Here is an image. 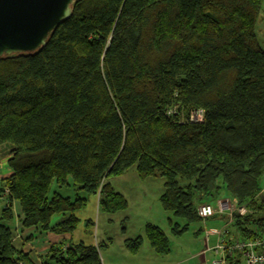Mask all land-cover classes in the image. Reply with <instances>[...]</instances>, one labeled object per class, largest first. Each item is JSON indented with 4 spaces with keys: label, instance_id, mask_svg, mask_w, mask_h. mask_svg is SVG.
<instances>
[{
    "label": "trees",
    "instance_id": "trees-1",
    "mask_svg": "<svg viewBox=\"0 0 264 264\" xmlns=\"http://www.w3.org/2000/svg\"><path fill=\"white\" fill-rule=\"evenodd\" d=\"M262 2L77 0L40 51L0 58V159L11 156L13 172L0 180V264H102L99 244L54 245L41 263L23 247L36 233L73 234L91 196L102 213L126 211L111 179L131 168L164 179L161 206L185 221L169 220L175 236L201 220L199 199L223 189L251 212L236 232L264 234ZM198 110L202 122L190 121ZM53 184L75 197L50 195ZM14 203L19 245L6 225ZM145 239L169 253L159 227L147 224ZM143 241L124 246L136 254Z\"/></svg>",
    "mask_w": 264,
    "mask_h": 264
},
{
    "label": "rangeland",
    "instance_id": "rangeland-1",
    "mask_svg": "<svg viewBox=\"0 0 264 264\" xmlns=\"http://www.w3.org/2000/svg\"><path fill=\"white\" fill-rule=\"evenodd\" d=\"M256 33L259 44L264 49V19H258ZM7 149L1 150L2 156ZM111 183L128 201V209L116 214L102 213L98 210V198L91 196L87 206L78 213L80 223L77 232L75 231V235H80L81 241L95 245L99 243L102 264H211L218 260L213 253L205 254L206 257L202 258V253L207 251V244L211 248L217 243L215 236L210 237L207 243L206 232L210 229L221 230L226 224L225 220H200L189 225L182 234L175 236L172 234L169 220L181 226L185 225V221L175 219L161 206L159 198L164 191V179L150 177L143 180L138 177L135 168H131L123 176L111 179ZM261 186L264 187V175ZM57 188L53 184L50 195ZM60 192L63 196L74 198L73 188H60ZM217 198L230 200L223 189L215 198L202 197L198 204L201 202L216 206ZM89 220L93 225L89 226ZM147 224L159 227L166 234L169 240L168 254L158 255L151 249L145 239ZM230 229L233 231V227ZM138 236H142L144 241L140 250L133 254L125 248L124 240Z\"/></svg>",
    "mask_w": 264,
    "mask_h": 264
},
{
    "label": "water",
    "instance_id": "water-1",
    "mask_svg": "<svg viewBox=\"0 0 264 264\" xmlns=\"http://www.w3.org/2000/svg\"><path fill=\"white\" fill-rule=\"evenodd\" d=\"M76 1L0 0V58L40 51Z\"/></svg>",
    "mask_w": 264,
    "mask_h": 264
},
{
    "label": "built area",
    "instance_id": "built-area-1",
    "mask_svg": "<svg viewBox=\"0 0 264 264\" xmlns=\"http://www.w3.org/2000/svg\"><path fill=\"white\" fill-rule=\"evenodd\" d=\"M203 114V110L193 112L190 121L202 122ZM197 214L201 220L218 216L225 217L230 224L236 217L249 215L250 210L246 205H239L234 200L221 199L216 202V206L200 204L197 208ZM225 229L226 226L224 230L210 229L206 233V238L215 235L218 240L214 247L207 248V251H212L218 257V260L214 262L215 264H226L228 258H236L242 264H264V234L255 235L248 239L235 238L225 242L223 239V235L226 233Z\"/></svg>",
    "mask_w": 264,
    "mask_h": 264
},
{
    "label": "crops",
    "instance_id": "crops-1",
    "mask_svg": "<svg viewBox=\"0 0 264 264\" xmlns=\"http://www.w3.org/2000/svg\"><path fill=\"white\" fill-rule=\"evenodd\" d=\"M260 18L261 19H264V0L262 2V9H261V13H260L258 19H260ZM10 157L11 156H9V155L7 156L6 155L2 159H0V180L6 179V178L10 177L13 174L12 170L8 166V160L10 159ZM56 190L59 193H61L59 188H57ZM65 197H69V196H65ZM74 197H75V192H74ZM259 199H261V201H264V187H262V186H261V192L259 194ZM218 200H220V198ZM200 204H202V203L200 202L199 205ZM13 209H14V213H15L14 220L11 221V222H7L6 225L8 227H10L13 231H15V233L17 235L16 242H17V245H19L20 244V241L23 240V238L25 236V234H22L21 233V223H20V220H21V217H22V213L20 211V207H19L18 203H14ZM214 218H216V220H223V221L225 220L226 221L225 222L226 223L225 224V226H226V229H225L226 233L223 235V239H224L225 242L232 241L235 238L247 239V238L241 237L236 232V229L234 227V224H235V221H236L237 217L234 218L233 222L230 223V224H228V220L225 217H214ZM239 218H242V217H239ZM61 219H62L61 216H54L52 218V223L53 224L58 223ZM224 227L221 230H224ZM230 227H233V231H231L232 229H230ZM246 227L248 229H250V230H255V227L254 226L247 225ZM76 232H74L73 234H62V235H57V234L50 233V232L44 233V234L36 233L34 239L32 241L28 242L23 247V250L30 255L31 259L34 262L41 263V261L43 260V258L45 257V255L49 252V250H50V248L52 246L58 245V244H66V245H68V244H73V243L80 242L81 241V237H80V235H75ZM212 236H215V235H212ZM212 236H210V237H212ZM210 237L207 238V243L209 242ZM217 241L218 240H216V242ZM207 248H209L208 247V244H207ZM209 253H213V252L212 251H206L205 253L203 252V254H202L203 257L202 258H205L206 255L209 254ZM214 256H215V254H214ZM214 262H216V261H214ZM214 262L213 263L211 262V264H215ZM226 264H240V261H238V259H236V258H228Z\"/></svg>",
    "mask_w": 264,
    "mask_h": 264
}]
</instances>
